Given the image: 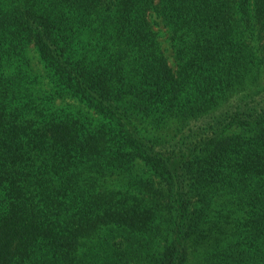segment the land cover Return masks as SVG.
<instances>
[{
  "label": "trees",
  "instance_id": "1",
  "mask_svg": "<svg viewBox=\"0 0 264 264\" xmlns=\"http://www.w3.org/2000/svg\"><path fill=\"white\" fill-rule=\"evenodd\" d=\"M0 264H264V0H0Z\"/></svg>",
  "mask_w": 264,
  "mask_h": 264
},
{
  "label": "rangeland",
  "instance_id": "2",
  "mask_svg": "<svg viewBox=\"0 0 264 264\" xmlns=\"http://www.w3.org/2000/svg\"><path fill=\"white\" fill-rule=\"evenodd\" d=\"M164 45L166 46V43H164Z\"/></svg>",
  "mask_w": 264,
  "mask_h": 264
}]
</instances>
